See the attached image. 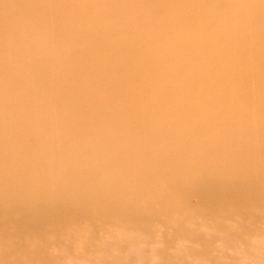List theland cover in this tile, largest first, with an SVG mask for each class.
I'll return each mask as SVG.
<instances>
[{
	"label": "rangeland",
	"instance_id": "374dc122",
	"mask_svg": "<svg viewBox=\"0 0 264 264\" xmlns=\"http://www.w3.org/2000/svg\"><path fill=\"white\" fill-rule=\"evenodd\" d=\"M26 1L2 0L0 9H3L0 11L7 13L9 7L15 9L0 21L3 25L15 26L14 32H24L46 44V29L36 26L31 12L25 7L33 0ZM232 1L244 4V0ZM223 2L184 0V3L176 5V9L193 8L194 13L192 10L185 12L190 18L217 17L219 10L224 12L232 6ZM180 32L169 38V43L173 44L168 51L169 61L176 59L181 51L182 47L179 48L175 41ZM105 34L113 38L111 33ZM85 43L87 41L75 38L57 46L54 40H49L39 51H28L23 57L41 52L46 56L47 51L76 49ZM189 51L192 53L195 48ZM19 59L18 53L1 51L0 69L4 64ZM183 60L185 62V58ZM93 67V71H83V68L77 71L67 68L68 72L60 70L56 77H74L72 86L68 85L69 91L64 94L52 80L30 70L6 82L8 85L0 90V97L11 93L14 97L30 99L22 104L26 111L21 116H16L9 106L0 102V118H4L0 121V154L6 159L0 167V218L14 213L24 203L31 207H54L59 218H63L69 208L72 209L70 220L60 225H42L39 219H29L28 229L33 232L41 228L45 236L22 237L28 250L18 249L20 234L13 230L14 227H1L0 264H264V207L251 198L255 189L249 191L250 196L247 193L231 195L229 200L218 193L203 196L205 190L213 188V183L207 179L208 176L197 178L194 173H189L188 181L200 182L196 188L188 184L183 196L176 180L184 167L197 164L209 168L217 165L218 168L219 156L229 152L234 157L239 147V152H244L257 140L254 133L240 135L238 126L234 127L229 118L228 122L222 123L225 116L221 110L216 114L221 124L219 132L203 134V127L199 125L189 100L200 98L206 106L208 98H215L220 102H230L233 107L238 105L246 112L255 109L249 123H257L255 118L261 115L257 124L261 125V133H264V100L250 94L253 88L264 86H255L250 74H193L185 69L183 73H169L175 70L169 68L161 76H154V80L173 93L185 90L181 98L165 90L149 101L138 99L139 102L131 103L119 97L118 88L104 89L112 78L121 74L117 64L114 69H102L99 65ZM43 68L42 75H52V64ZM129 80L127 77L125 82ZM73 89L78 90L79 95L73 94ZM128 89L133 91L131 87ZM105 94L113 97L112 107H107ZM167 97H174L177 102L173 99L169 102ZM15 101L18 105V100ZM170 103L175 118L164 119L166 106ZM140 107L153 111L154 122L145 119L144 126L138 130L134 128L136 132L127 131L128 127H134L132 110ZM75 108L79 111L77 116ZM49 117L55 119L50 120ZM153 123L158 124L154 126ZM16 133L21 142L14 140ZM191 134L197 135V145L190 141ZM159 136L166 139V145L151 157L141 142H155ZM227 136L239 138L240 142L236 143L239 140L235 139L223 149ZM46 142H50V147L55 150V162L49 160L54 158V154H50L46 161L33 165V171L24 173V168L20 169L10 181L7 177L12 172L10 167L19 161L38 160L36 149ZM198 154H205L210 163L207 164L204 157L200 159ZM223 168L225 166L221 170ZM263 169L264 165H255L251 171ZM34 177L42 180L32 188L30 183ZM61 181H67V185H90L98 193L107 190L114 202H101L100 198H75L74 193L82 191L70 184L54 190V185H61ZM254 182L261 183V177H256ZM27 186L33 190L27 192L23 201L18 196ZM128 192L132 199L127 197ZM89 201L94 205L90 206ZM127 202L133 205L123 209L122 218L115 219V211L121 210L120 207ZM186 205H189L188 209ZM179 206L178 211L182 212L176 213L173 209ZM94 207L107 212V216H94L91 213ZM165 211L173 214L168 217ZM132 224L137 227H132Z\"/></svg>",
	"mask_w": 264,
	"mask_h": 264
},
{
	"label": "bare ground",
	"instance_id": "6f19581e",
	"mask_svg": "<svg viewBox=\"0 0 264 264\" xmlns=\"http://www.w3.org/2000/svg\"><path fill=\"white\" fill-rule=\"evenodd\" d=\"M223 1L225 5L232 4V6L227 7L224 12L219 10L217 17L190 18L185 12L192 10L194 13L193 8L176 9V5L180 2L184 3V0H33L29 6L26 4L25 7L31 12L36 26L46 29L45 36L48 41L54 40L57 46H62V43L67 40L81 38L87 43L76 49L47 51L46 56H42L41 52L23 57L28 51H39L48 41L46 44H42V40L33 38L21 31L14 32L15 26L3 25L0 21V52L18 53L20 55L17 62H8L0 69V90L8 85L6 82L18 78L25 70H30L40 74L43 78L52 80L54 85L64 94L69 91L67 86H72L74 77L67 79L63 75L56 77L60 70L65 69L68 72L67 68L76 71L83 68L85 69L83 71H93L91 70L95 69L93 65H99L102 69H114L116 64L120 67L121 74L119 77L112 78L104 86V89L118 88L119 97L131 103L139 102L138 99L141 102L149 101L153 96L161 94L165 90L173 93L168 87H163L154 80L156 79L154 76H161L169 68L175 69L169 73H183V69H185L191 70L193 74L215 72L250 74L253 75L251 79L254 80L255 86H264V2L244 0V4H239L232 0ZM8 9L9 12L7 13H11L15 8L9 7ZM7 13L0 11V19L4 18ZM141 13H145V15H141ZM173 19L172 23L169 22ZM121 20H125V22ZM89 22L91 25H87ZM182 27L184 28L182 29ZM110 28L119 29L108 30ZM178 31L181 32L175 41L179 48L182 47L186 50L181 48L177 58L169 61L168 51L173 46L172 43H169V38H173ZM107 32L111 33L113 38L107 36L105 34ZM190 48H195V51L190 53ZM44 64L45 67L43 68ZM51 64L54 69L52 75H42V68L46 69ZM127 77H130V80L125 82ZM129 87L133 89L132 92L128 89ZM71 92L73 94L79 93L75 89ZM184 93L186 91L180 89L175 91L173 95L176 98H181ZM250 94L260 96L262 101L264 100L263 87L253 88ZM105 95L107 107H112L113 97ZM167 98L169 102L170 99L177 102L174 97ZM15 99L18 100V105ZM29 100L25 96L14 97L11 93H6L0 97V102L9 106L16 116L25 114V106L22 104L29 102ZM207 100L206 106L200 98L189 100L196 111L199 125L203 127L201 131L203 134L210 135L219 132L221 124L217 121L216 114L221 110L225 116L221 120L222 123L231 119L233 126H238L240 135L254 133L257 135V140L249 145L244 152H239V147L234 157L229 152L219 156L218 168L217 165L214 168H209L204 165L192 164L190 168L180 169L179 178L176 179L177 186L182 188L181 193L185 196V188L188 184H192L196 188L200 182L188 181L191 177L189 173H194L197 178L208 176L207 179L213 183V188L205 190L202 193L203 196L218 193L225 200H229L231 195L247 193L250 196L249 191L255 189L256 192L254 195L252 194L251 198L256 199L264 207V175H261L264 173V169L251 171L255 165L259 167L264 165V133H261V125L258 126L257 124L261 115L255 118L257 123L251 124L249 122L255 109L246 112L243 108H238V105L231 106L230 102H220L215 98H208ZM75 110L76 116L79 115V111L76 108ZM166 110L164 119L175 118L171 103L166 106ZM131 116L134 127L131 126L126 129L131 132H136L135 129L138 130L139 127L144 126L145 119L151 122L155 120L153 111L145 107L132 110ZM49 119L54 120L55 118L49 117ZM181 119L185 120L186 118ZM2 120L4 118H0V121ZM156 124L158 123H153L154 126ZM226 127L227 125L224 128L226 129ZM196 138L197 135L191 134L190 141L194 142V145L198 144ZM235 139L239 140L234 136H227L224 140L223 149L231 145ZM14 140L21 142L18 133L14 134ZM239 142L240 140L236 143ZM165 145L166 139L160 136L156 138L155 142L154 140L141 142V146L151 157H155L159 153V149H163ZM50 154H54L53 159H49ZM36 155L39 157L38 160L19 161L12 165L10 167L11 174H7L9 180L13 181V175L20 169L24 168V173H28L33 171V165L39 161H46V158L51 162L56 160V153L50 147V142H46L36 149ZM198 155L200 159L204 157L207 164L210 163L205 154ZM5 163L6 159L0 154V167ZM222 166L225 168L221 170ZM38 177H34L30 183L32 188L36 186L35 183L42 180ZM256 177H261L262 182L255 183ZM66 182L61 181V185H54L53 189H63L67 185ZM69 184L78 191H82V193H74L75 198L88 197L96 200L100 198L101 202H114L107 190L98 193L93 191L94 188L90 185ZM29 187L27 186L25 190H22L18 198L24 201L27 192L33 190ZM0 191H2L1 188ZM127 197L132 199L130 192H128ZM89 204L90 206L94 205L92 201H89ZM132 205V202H127L120 207L121 210L118 208L114 218H122L123 209H128ZM188 206L186 205L187 209ZM94 208L91 209L94 216H107V212ZM200 208L202 209V207ZM200 208L199 210H201ZM173 210L176 213L182 212L178 211L180 206ZM164 213L168 214V217L173 214L166 211ZM71 216V208L66 211L63 218H59L55 214L54 207L39 205L31 207L24 203L14 213L5 218H0V229L1 227H6V229L14 227L13 230L16 229L20 234L18 249L28 250L26 249L25 238L22 237L26 235L36 238L45 236L41 233V228L33 232L28 229L27 221L29 219H39L42 225L55 226L67 222ZM131 226L137 227L133 224ZM32 247L30 248L32 249ZM45 262H49L47 255Z\"/></svg>",
	"mask_w": 264,
	"mask_h": 264
}]
</instances>
